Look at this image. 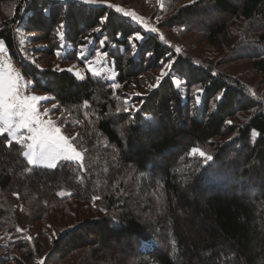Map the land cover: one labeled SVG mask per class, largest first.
Returning <instances> with one entry per match:
<instances>
[{
  "label": "trees",
  "instance_id": "obj_1",
  "mask_svg": "<svg viewBox=\"0 0 264 264\" xmlns=\"http://www.w3.org/2000/svg\"><path fill=\"white\" fill-rule=\"evenodd\" d=\"M175 1L167 0L169 5ZM263 6L264 0H196L172 9L159 23L162 32L146 33L140 24L131 23L108 5L0 0V9H5L0 39L5 41L11 62L33 81V88L54 96L57 122L72 136L79 133L73 143L84 153L83 171L66 161L54 169L32 167L20 145L13 141L9 148L6 136H0V230L16 235L11 244L14 250L31 259L47 252L40 259L42 264H64L59 258L79 248L87 249L84 260L89 264H189L191 251L178 231L182 228L178 211L183 210L190 211L203 226L204 237L194 241V253L203 257L201 264H214L219 255L224 264H264ZM212 11L219 15V22L214 21ZM105 15L108 20L101 25ZM200 18L209 22L200 24ZM62 21L67 25L65 41L74 47L86 44L88 35L95 39L96 47L106 38L100 50L108 53L111 78L107 72L93 76L79 59L75 60L84 69L83 80L74 71L51 66L41 71L20 58L17 26L23 24L36 34L34 41L46 43L37 50L42 59L53 56L60 46L56 29ZM242 23L246 24L241 27ZM97 27L101 31H93ZM171 30L198 34L213 47L218 59L204 63L196 54L177 53ZM134 31L146 37L137 42L135 55L129 41ZM229 39L236 42L228 50ZM185 46L192 49L190 43ZM242 47L251 50L242 55L238 51ZM149 51L151 57L146 55ZM169 57L175 60L172 74L147 94L133 95L134 81L147 73L151 85L155 84L159 68L162 70ZM237 59L251 61L246 77L259 76L256 83L251 85L216 68L229 69ZM173 77L183 82L185 100ZM113 84L119 87L113 89ZM148 85L145 82L146 88ZM197 88L204 89L199 103L195 100ZM221 90L223 98L216 101ZM125 99L131 101L129 107L135 105L139 110L124 112ZM214 144H219L218 154L210 150ZM195 146L215 159L203 165L198 157H189ZM229 153L242 159L238 168L226 164L223 170L229 174L223 176L231 180V188L212 191L211 178L216 179L225 168L218 159ZM208 174L210 183L204 180ZM247 189L255 196L251 198L244 191ZM61 192L65 195H58ZM94 195L101 199L94 202ZM50 222L64 227L62 236L50 237L42 231ZM26 224L24 231H16ZM32 224L36 235L26 231ZM164 233L167 243L162 240ZM143 241H153L150 251L138 249ZM116 245L123 246L113 260L104 263L102 255ZM6 261L0 259V264Z\"/></svg>",
  "mask_w": 264,
  "mask_h": 264
},
{
  "label": "rangeland",
  "instance_id": "obj_2",
  "mask_svg": "<svg viewBox=\"0 0 264 264\" xmlns=\"http://www.w3.org/2000/svg\"><path fill=\"white\" fill-rule=\"evenodd\" d=\"M62 1H70V0H62ZM76 1L77 0H73ZM196 0H176L175 3L173 2L172 4H168L167 0H162V3L164 5L163 10H161L160 8V4L157 2V0H105V3L103 4H98V5H113V7H121L126 11H134L139 17H142L144 22L147 23L150 26H154L158 29V33H160V31L162 32V30L159 27V23L161 21H163L165 19V17L171 12L172 9H174L175 7L181 6V5H186V4H191ZM98 5H94L92 7H96ZM112 7V8H113ZM155 7L157 8V10L155 9ZM264 9V6H263ZM158 11V13H157ZM5 13V9L2 10L0 9V19L2 17V15H4ZM122 14V13H121ZM212 17L214 19L215 22H219V15L216 14L214 11L211 12ZM159 17V19H158ZM131 23L133 24H138L136 22H133L129 17H126ZM199 22H201L200 24H207V20L204 19H198ZM246 23H242L240 24L241 27L244 26ZM231 26V25H230ZM189 27H191V24L189 25ZM19 28V32L16 31V29ZM231 29L236 30L234 27H231ZM15 33H16V37L19 41L20 44V58L23 59L24 61L27 60V62L33 63V61H35V63H33V65L35 64H39L41 66V68H45L48 66H51L54 69H69L72 68L73 71L79 72L81 76L84 75V69L83 67H81V65H79L77 63L78 59L82 60V64L86 65V59L87 61H93V68L99 70L101 73H106V76L108 78H111L112 75L110 73V71L112 70L111 65L108 64L107 58L101 56V57H96V51L97 49H101V47H96V43H95V39L88 35L86 36L88 39L85 40L86 44H87V49L84 52L83 56L78 55L79 54V45H77L76 47H74V45H72L71 43H67L65 40L61 41L60 40V46L61 44L64 45L63 48H61L60 46L58 47L57 51H61L62 52V56L61 57H57L56 54H54L51 57L48 58H42V59H38L40 57V54H38V49L44 48L46 43H42L41 41H34L36 34L31 30L28 29L26 27H24L23 24H21L20 26H17L15 28ZM170 38L172 39V41L176 42V47H178L180 49V51L184 50L185 53H193L196 54V59L198 60H202V62L204 63H208L211 62V60L216 61V59H218L219 55H217L214 52V49L212 46L209 45V43H207L205 40H201V38L198 36V34H192V31L190 30L189 32H187L185 35L184 34H177V32H174L173 30H171V34H169ZM254 36V35H252ZM102 40H106V38H102ZM227 42V41H225ZM236 42L235 39L228 40V50L229 48H231L233 46V43ZM190 43L192 46V49H187V47L185 46V44ZM193 43V44H192ZM182 46V48H181ZM261 48V47H260ZM94 50V52H92ZM227 51L230 52V51ZM250 48L249 47H242L240 48V50L238 49V51L242 52L244 54H248L250 52ZM56 51V52H57ZM101 51V50H100ZM225 51V52H226ZM55 52V53H56ZM102 52V51H101ZM103 53V52H102ZM252 54V53H251ZM3 54H0V56H2ZM70 57L73 60H70ZM83 57V58H82ZM77 61H76V60ZM3 60L4 62H11L10 56L9 54L7 56H3ZM251 61H247V60H236L234 62V64H231L229 69L224 67V66H220L217 65L216 68L219 70H226L227 72L234 74L240 78H242L243 80H246V82H248L249 84H254L257 81V78L259 76H255L252 78H248L246 77V74L249 72L250 68H251ZM167 63V61L165 62ZM222 63V62H221ZM13 67L16 68V70H19V67L12 63ZM2 66V65H0ZM110 70V71H109ZM167 69H165L166 71ZM161 71V68H159V72ZM153 73V72H152ZM157 74V73H156ZM155 74V75H156ZM160 74V73H159ZM159 74L157 76H159ZM154 75V76H155ZM26 79V78H25ZM156 79V78H155ZM154 79V80H155ZM26 80H31V79H26ZM137 85L134 87V90H131L132 93H134L133 95L139 94V95H145L147 94L148 90H149V85H151V78L148 76L147 73L143 74L140 79H137L134 81ZM145 82H149L148 88H146ZM176 86L179 88V92L183 98V100H185V98H187V96L185 95V89H184V85L183 82L180 81L178 84H176ZM264 83L261 85V90L260 92H264ZM30 93L33 94H37V95H41V96H47L49 97V99L46 100H42L40 102H38V108L41 111V113L43 112L44 108H48L50 109V112L48 114L47 117H44V119H52L54 121V123L56 125H58L61 128V132L63 135L67 136V137H72V132L67 129L64 128L61 124H59L58 122H56L55 117H57V113L55 112L54 108L52 109V105L56 104V100L54 99V96L35 89L32 87H30L29 89ZM202 97V96H201ZM201 101V100H200ZM129 103H131V101L129 100ZM52 109V111H51ZM235 141V139H234ZM236 142V141H235ZM219 144H214L210 147V150L213 152H216L219 148L218 146ZM196 147V146H195ZM25 150V149H24ZM205 151V150H204ZM219 151V150H218ZM218 151L215 154H218ZM207 153V151H205ZM223 155V160L218 159L219 163H222L225 168H223L222 170H220L217 175H216V179L214 177L211 178V183L209 182V180L207 179L210 175L208 174L206 176V181H208L210 183V185L212 184V188H210L212 191H221V190H226V188H231L230 187V181L229 178L226 179L223 175L229 176V174L227 172H224L223 170L226 169V164L228 165H232L238 168L239 165V161H241L242 159H237V157L234 158V156H232V154H222ZM199 159H201L203 161V158L196 156ZM214 156H213V160H214ZM235 159V160H232ZM212 160V161H213ZM209 161L208 163L212 162ZM64 162V161H61ZM59 162V163H61ZM204 162V161H203ZM202 162V163H203ZM58 163V164H59ZM160 163V162H159ZM207 163V164H208ZM203 165H206L205 163H203ZM160 165L157 166V168H159ZM164 166V165H162ZM46 167V166H44ZM236 170V169H235ZM224 180V182L218 186V184ZM249 188V187H248ZM246 189V188H244ZM251 189V188H249ZM246 193L251 194V198L252 196H255V194H253V192H248L247 190H244ZM247 195V194H246ZM179 217H180V223L182 228L178 231L182 237V240L184 241L187 249L189 251H191V259L189 261V264H201L202 263V256H196L195 253H197V247L196 244H194V241L196 239H200L203 238L205 235L203 226L200 225V223L198 222V220L192 215V213L190 211L185 212V211H178ZM52 225H47L45 227H43V232H45L46 234H48L50 237H58L59 235L62 236L65 230L63 226L59 225V224H54L53 222H50ZM36 225V227H38V225L36 223H33ZM30 225V228L26 229L29 230V234H35V225ZM26 225H22L20 226V229H22V231L25 230V226ZM158 232V231H156ZM160 232V230H159ZM54 233L58 234V235H53ZM163 233V232H162ZM169 232H167L168 234ZM13 237H16L15 234H11V233H3L0 230V259L3 261H6L4 264H38V262H41V258L43 256L46 255L47 252L43 253L40 256H36L35 258L31 259V258H24L22 257L18 252H16V250H14V248L12 247L11 244L15 243V240H13ZM32 237H34L32 235ZM166 233H164V236L162 237V240L167 243L168 238ZM55 239V238H54ZM123 245H116L114 247H112V251L108 252L106 251V253H104L102 256V261L105 263L108 260H113V258L116 255V252L118 249H121ZM153 246V241H143L138 249H140L141 252L143 251H150L151 248ZM87 249L84 248H79L77 252H70L68 255L66 256H62V258H59V261H61L64 264H82V261L84 260L86 254ZM34 251L37 253L39 252L38 250L34 249ZM195 252V253H194ZM200 254V252H199ZM210 254V253H209ZM208 254V255H209ZM12 255H14V259L12 260ZM52 258V256H51ZM218 261H221V264L223 263V259L221 257V255L218 256V259H216V261L214 262L217 263ZM89 264V261L84 260V264ZM224 264V263H223ZM229 264H236V263H229Z\"/></svg>",
  "mask_w": 264,
  "mask_h": 264
},
{
  "label": "snow or ice",
  "instance_id": "obj_3",
  "mask_svg": "<svg viewBox=\"0 0 264 264\" xmlns=\"http://www.w3.org/2000/svg\"><path fill=\"white\" fill-rule=\"evenodd\" d=\"M79 4L94 6L98 4L105 3V0H77ZM160 4L161 10H163L164 5L162 0H157ZM110 8L113 5H108ZM25 11V9H21ZM116 13H122L124 17H129L133 22L140 24L143 28V31L146 33H158V29L154 26H150L144 22L142 17H139L134 11H126L121 7H115ZM159 19V17H158ZM108 20V16L105 15L100 18V24L103 25ZM67 25L62 21L57 29L56 35L61 41L66 39V29ZM19 32V28L16 29ZM95 32L101 31L100 27L93 29ZM122 33H117V36H121ZM146 37L141 33V31H134L131 36H129V41L133 49V55L136 54L138 49L137 42H142ZM161 41H164V36L160 34L159 36ZM88 39L87 37L85 38ZM105 40L100 41V46L103 47ZM64 47L63 44L60 46ZM79 54L80 56L84 55V52L87 49V44L79 45ZM177 53L180 52L179 48H176ZM0 136H6L5 145L9 148L13 146V141L15 144L20 145L21 148L25 149L22 152V156L26 159L27 165L36 167V166H46L48 168H56L58 163L61 161L76 163L79 165L81 171L84 170V153L78 149V146L73 143L76 137L79 136V133L72 137H67L62 134L61 128L54 123L52 119H44L47 117L50 109L44 108L43 112L38 108V102L42 100L49 99L47 96H41L29 92L31 85L33 84L32 80H26L22 73L16 68L13 67V64L10 62H4L3 56L8 55V49L5 46V41L0 39ZM56 56L59 58L62 56L61 51H57ZM108 53H102L99 49L96 51V57H107ZM148 57L153 55V52L149 51L146 53ZM86 59V68L91 74L95 77H99L101 72L93 68V61H87ZM35 63V61H33ZM163 63V61H162ZM175 60L171 57L168 58L167 63H163V68L156 77L155 84L149 85V90L156 88L160 85L161 80L165 76H169L173 72V64ZM36 68L43 71L39 64H35ZM167 69V71H165ZM68 71L72 72L73 69L69 68ZM75 75L83 80L85 77L81 76L79 72H76ZM213 76H216L217 73L213 72ZM173 83L178 84L179 81L176 77H173ZM118 84H113L112 88H118ZM204 89L197 88L195 94V100L197 103L200 102L201 96L203 95ZM139 95V94H137ZM224 95L223 90L215 97L216 101L222 100ZM143 103V102H141ZM125 107L123 108L124 112H136L139 109L132 105L129 107V100H124ZM84 106L88 107V101H84ZM57 105L53 104L52 108H56ZM121 109L117 107L116 112L120 113ZM87 115V114H85ZM226 124H231V121H225ZM253 135H256L255 130H253ZM232 139V138H230ZM189 157L199 156L203 158L205 164L213 160V156L206 153L203 149L199 147H192L188 153ZM15 195V194H14ZM58 195H65L64 192L58 193ZM70 195V193H69ZM101 199V197L94 195L92 200L95 202ZM104 211V209H101ZM17 232H21L22 229L17 228ZM66 231V230H62ZM58 235L56 233L53 234ZM27 240H31V237H25ZM42 264V262H38Z\"/></svg>",
  "mask_w": 264,
  "mask_h": 264
},
{
  "label": "crops",
  "instance_id": "obj_4",
  "mask_svg": "<svg viewBox=\"0 0 264 264\" xmlns=\"http://www.w3.org/2000/svg\"><path fill=\"white\" fill-rule=\"evenodd\" d=\"M53 109V108H52ZM52 109H51V111H52ZM55 120H56V122H57V117H55Z\"/></svg>",
  "mask_w": 264,
  "mask_h": 264
}]
</instances>
